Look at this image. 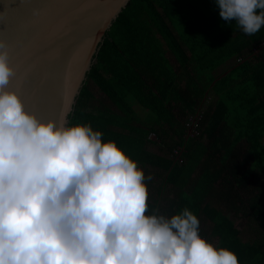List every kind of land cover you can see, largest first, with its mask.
<instances>
[{
	"label": "trees",
	"instance_id": "16d2710c",
	"mask_svg": "<svg viewBox=\"0 0 264 264\" xmlns=\"http://www.w3.org/2000/svg\"><path fill=\"white\" fill-rule=\"evenodd\" d=\"M262 42L264 28L245 34L220 17L215 0H131L108 32L69 123H91L144 171L157 170L165 185L159 190L176 192L168 216L188 207L240 264H264V47L254 51ZM209 93L216 101L200 135L185 138V119ZM152 134L172 158L147 148ZM161 191L150 195L148 214L162 207ZM236 207L254 216L261 238H243L229 216Z\"/></svg>",
	"mask_w": 264,
	"mask_h": 264
},
{
	"label": "clouds",
	"instance_id": "9594fccd",
	"mask_svg": "<svg viewBox=\"0 0 264 264\" xmlns=\"http://www.w3.org/2000/svg\"><path fill=\"white\" fill-rule=\"evenodd\" d=\"M215 4L247 35L264 28V0ZM9 55L0 38V264H240L188 207L148 214L151 176L115 140L26 110Z\"/></svg>",
	"mask_w": 264,
	"mask_h": 264
},
{
	"label": "water",
	"instance_id": "95a60500",
	"mask_svg": "<svg viewBox=\"0 0 264 264\" xmlns=\"http://www.w3.org/2000/svg\"><path fill=\"white\" fill-rule=\"evenodd\" d=\"M131 0H0V38L14 74L6 88L41 120L70 123L108 32Z\"/></svg>",
	"mask_w": 264,
	"mask_h": 264
},
{
	"label": "rangeland",
	"instance_id": "374dc122",
	"mask_svg": "<svg viewBox=\"0 0 264 264\" xmlns=\"http://www.w3.org/2000/svg\"><path fill=\"white\" fill-rule=\"evenodd\" d=\"M258 53V51H257ZM256 53V54H257ZM238 62L236 61V59L231 60V66L230 68H232L233 66H235ZM229 68V69H230ZM228 69V70H229ZM227 71V70H225ZM222 73H224V71H222ZM222 73H219L217 71V75H220ZM97 98L101 97L100 93H97L96 95ZM216 101V97L214 95V93H209L207 98L205 99V102L202 103V105L200 106V108L195 112L192 113L194 116H200L203 112L205 113V110L208 108V106L210 104H213ZM188 118V117H187ZM187 119H185L186 121ZM184 121V123H185ZM188 134L187 129H186V135ZM185 135V136H186ZM151 152L158 154V155H162V156H167V157H171L172 153L169 151L168 147L166 146V144L163 141H160L155 134H152L149 137V142H148V147H147ZM172 158V157H171ZM199 173V171H198ZM198 173L195 174V178L198 177ZM145 176L146 178L148 176H151L150 180H147V184H148V200L149 201H153L152 197H150V195H153L154 193H159L158 191L160 188H162V186H165L163 184V180L162 178H160L158 176L157 170L155 169H148V171H145ZM261 183L263 182L260 181ZM176 197V192H174L171 188V186H167L165 187L162 191H161V202H162V207H160L159 212L157 213L159 214H163L168 216L169 213V209L170 207H172L173 201ZM240 206V205H239ZM240 207H236L235 209H233L232 211L229 212V216L230 218L235 222L236 226L242 231V236L245 239H250V238H261L263 236V234H260V226L258 224V221L254 218L253 215H244L243 211L241 209H239ZM169 217V216H168ZM210 224H207L206 222L203 224H200V233L204 236V238H206L208 241L212 242L214 245L219 246V241L217 238L213 237L210 234Z\"/></svg>",
	"mask_w": 264,
	"mask_h": 264
},
{
	"label": "built area",
	"instance_id": "2783aa9c",
	"mask_svg": "<svg viewBox=\"0 0 264 264\" xmlns=\"http://www.w3.org/2000/svg\"><path fill=\"white\" fill-rule=\"evenodd\" d=\"M261 47H264V42H262L261 46H257L255 47L254 51L255 53H257V51L259 52V49ZM204 117V112L200 115V116H194L192 113L189 114L186 123H185V127L187 129L188 134L185 136V138H189V137H197L198 135H200V127H201V122L202 119ZM182 148H178L175 153L177 154L176 157L179 159L180 154L182 153Z\"/></svg>",
	"mask_w": 264,
	"mask_h": 264
},
{
	"label": "crops",
	"instance_id": "0c3cea01",
	"mask_svg": "<svg viewBox=\"0 0 264 264\" xmlns=\"http://www.w3.org/2000/svg\"><path fill=\"white\" fill-rule=\"evenodd\" d=\"M230 66H231V60L228 61L226 64H224L222 67H220V68L218 69V72H219V73H222V71L227 72L228 69L230 68ZM225 70H227V71H225ZM147 146H148V144H147Z\"/></svg>",
	"mask_w": 264,
	"mask_h": 264
}]
</instances>
